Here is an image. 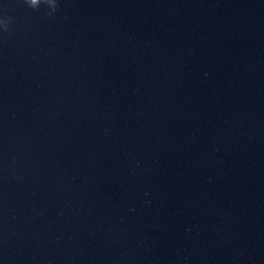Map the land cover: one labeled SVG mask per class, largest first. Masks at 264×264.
Masks as SVG:
<instances>
[{
	"label": "water",
	"instance_id": "obj_1",
	"mask_svg": "<svg viewBox=\"0 0 264 264\" xmlns=\"http://www.w3.org/2000/svg\"><path fill=\"white\" fill-rule=\"evenodd\" d=\"M0 264H264V0H0Z\"/></svg>",
	"mask_w": 264,
	"mask_h": 264
}]
</instances>
